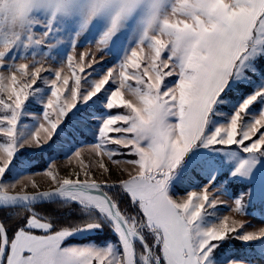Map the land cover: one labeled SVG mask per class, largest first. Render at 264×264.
<instances>
[{"label":"snow or ice","instance_id":"snow-or-ice-1","mask_svg":"<svg viewBox=\"0 0 264 264\" xmlns=\"http://www.w3.org/2000/svg\"><path fill=\"white\" fill-rule=\"evenodd\" d=\"M218 151L264 157V0H0V264H247Z\"/></svg>","mask_w":264,"mask_h":264},{"label":"rangeland","instance_id":"rangeland-1","mask_svg":"<svg viewBox=\"0 0 264 264\" xmlns=\"http://www.w3.org/2000/svg\"><path fill=\"white\" fill-rule=\"evenodd\" d=\"M81 40L84 41V43H87V41L84 40V36L81 37ZM66 51L67 48H65V54ZM37 107H39L42 111V106L39 103H37ZM30 111L31 110L28 108L26 103L25 115L22 117V122L28 126L29 129L36 126L32 116L28 114ZM228 115H230V113H225L217 120V123L225 122ZM98 126L99 125H97V127ZM94 139L95 138L93 136L88 142H94ZM197 150L200 149H192V151ZM213 155L223 157L222 165L214 167L208 172L204 173V178L202 181L197 180L195 183H190L185 188V191L191 190L193 188L198 189L199 187H202L204 183H208L209 180H213V176H215L216 179L213 180V184L221 183L224 184L225 187H227L228 183L236 185V188H229L231 199H235L236 197L241 196L242 193L248 192L249 196L245 206V214L248 218L249 225L264 224V157H253L249 154L236 153L232 151H218L213 153ZM54 158H63V156ZM241 159L251 161L250 165H246L248 174H238L236 176H232V171L238 166ZM21 160L24 161L25 158L21 157ZM30 163L33 165H40L43 162L40 160H33ZM30 170L39 171L40 169L39 167L35 169L21 167L15 171L22 175L26 171ZM218 208L220 209V214H223L227 211V205H218ZM97 231L102 230H94L90 234H97ZM225 251L231 253L233 256H238L245 259L247 264H264V238H261L260 240L249 241L247 243L236 241L234 246L229 245Z\"/></svg>","mask_w":264,"mask_h":264},{"label":"trees","instance_id":"trees-1","mask_svg":"<svg viewBox=\"0 0 264 264\" xmlns=\"http://www.w3.org/2000/svg\"><path fill=\"white\" fill-rule=\"evenodd\" d=\"M96 234H90V236H95Z\"/></svg>","mask_w":264,"mask_h":264}]
</instances>
